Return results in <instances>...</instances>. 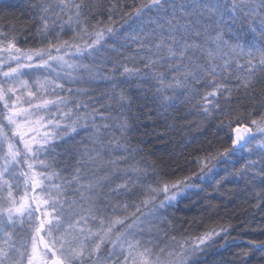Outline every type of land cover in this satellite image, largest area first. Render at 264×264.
Wrapping results in <instances>:
<instances>
[{
  "label": "snow or ice",
  "instance_id": "snow-or-ice-1",
  "mask_svg": "<svg viewBox=\"0 0 264 264\" xmlns=\"http://www.w3.org/2000/svg\"><path fill=\"white\" fill-rule=\"evenodd\" d=\"M11 7L0 264L264 256V0H0Z\"/></svg>",
  "mask_w": 264,
  "mask_h": 264
},
{
  "label": "trees",
  "instance_id": "trees-1",
  "mask_svg": "<svg viewBox=\"0 0 264 264\" xmlns=\"http://www.w3.org/2000/svg\"><path fill=\"white\" fill-rule=\"evenodd\" d=\"M4 3H12L15 4L17 0H2ZM2 15H8V16H14L16 18V21L18 22L19 20L23 19V13L16 7H11V8H3L0 9V16ZM17 26L19 27V24L17 23ZM165 150V146L161 144H155L153 147V151H156L157 154H160L161 151ZM155 159V157H153ZM171 171V169H169ZM231 187V185H229ZM194 199V197H192ZM190 198H185L184 202L180 205V207L184 210L186 214H191L195 215L196 210L194 208H184V204L189 203ZM244 211L240 208L236 209V216H243ZM234 224L238 223V221L234 218L232 221ZM245 240L249 236H252L253 234L251 233H245ZM209 259H211V256H209ZM252 261V264H264V256H261L260 250L257 249L256 253L249 258Z\"/></svg>",
  "mask_w": 264,
  "mask_h": 264
}]
</instances>
